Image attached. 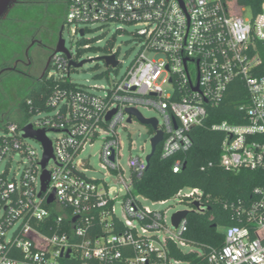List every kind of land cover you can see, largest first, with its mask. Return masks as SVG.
Segmentation results:
<instances>
[{"label":"built area","instance_id":"built-area-1","mask_svg":"<svg viewBox=\"0 0 264 264\" xmlns=\"http://www.w3.org/2000/svg\"><path fill=\"white\" fill-rule=\"evenodd\" d=\"M64 23L73 36L82 31V39L92 27L119 24L116 32L130 34L139 51L107 87L77 85L70 79V70L78 69L70 66L71 61L78 63L75 55L56 53L46 78L67 79L74 86L56 84L46 109L18 108L15 116H2L0 264H264V0L248 5L238 0H69ZM118 53L111 48L105 55L117 61L107 71L118 72ZM235 80L247 92L239 106L243 122L209 127L223 134L219 165L229 172H260L263 182L253 188L248 202H223L235 224L222 227V245L206 255L201 249L190 252L193 262L178 260L169 255V243L181 249L193 245L181 237L186 217L177 227L171 222L182 210L170 215L167 204L187 202L188 213H202L209 196L186 187L189 193L183 188L170 199L155 201L138 193L135 185L147 171L156 131L162 132L156 146L161 145L162 159L186 152L191 130L205 128L208 107L220 106ZM127 109L156 119V129ZM141 109L157 116L147 117ZM133 122L148 128L149 152L144 144L133 154L136 146L128 132ZM28 125L44 131L50 142L51 157L44 167L42 144L25 137ZM98 139L95 170L84 154ZM16 155L21 165L13 170ZM181 165L177 159L173 172ZM44 172L48 180L42 190Z\"/></svg>","mask_w":264,"mask_h":264},{"label":"trees","instance_id":"trees-1","mask_svg":"<svg viewBox=\"0 0 264 264\" xmlns=\"http://www.w3.org/2000/svg\"><path fill=\"white\" fill-rule=\"evenodd\" d=\"M238 3L248 5L250 0H238ZM79 43L83 48L89 45L86 39H81ZM111 48L112 45L109 43L102 49V52L107 54ZM81 50L78 49L76 56L81 54ZM260 55L261 69L264 73V50L261 49ZM72 70L74 69L70 71ZM56 84L60 87L74 86L67 79L54 81L45 76L35 89L29 91L20 100L18 108L23 110L27 108L46 109L45 101ZM246 99L247 92L243 83L239 80L232 82L220 106L208 107L205 128L196 127L191 130V147L186 152L177 153L169 159H162L160 157L161 145H159L150 159L149 168L135 185L138 193L155 201L170 199L180 189L186 187L198 188L209 196L206 211L187 214V229L181 236L187 243L201 249L204 255L209 252L210 248L223 244L224 238L219 228L235 224L231 212L223 208V202H237L238 200L248 202L253 198V188L263 182V174L260 172L224 170L219 165L223 134L209 128L212 124L222 121L242 123L243 118L239 113V106L244 104ZM27 101L30 104H27ZM177 159L182 165L178 172H173L172 167ZM168 253L178 260L194 261L193 253L184 252L174 243H169Z\"/></svg>","mask_w":264,"mask_h":264},{"label":"rangeland","instance_id":"rangeland-1","mask_svg":"<svg viewBox=\"0 0 264 264\" xmlns=\"http://www.w3.org/2000/svg\"><path fill=\"white\" fill-rule=\"evenodd\" d=\"M45 10V7L40 8L39 6H34L31 4L19 5L9 15V19L0 24V38L2 39H0V62L5 61L7 63H11L14 60V57H12L13 54H10L8 52V50H10L9 48H12L13 51H18L24 47V42L22 41L23 39L14 36L12 34V31L18 33L20 32L21 35L22 31L31 23H35V26H38L40 22L44 23L45 19L47 18ZM36 12L39 13L38 18H40V20H38ZM15 14L18 16L17 20L14 18ZM82 27V25L77 26L78 29H81ZM119 27V24H111L110 26L102 27H92V31H89L83 37V39H86L87 44H89V48L84 49L83 46L79 43L82 39L80 34L77 33L75 36H73L71 34V29L67 26H64V29L62 31V39L64 40L65 48L73 55H75V59L77 62L89 60L78 69L71 71L70 79L74 83L86 87H107L114 78H118L123 74L125 68L138 53L139 45L130 34L126 33L120 36L116 32V29ZM126 30L129 31L130 29L126 28ZM3 32L4 34L2 35ZM98 39H100L101 41L96 42V40ZM10 40H16V42H19L21 45L18 47H12ZM109 43H111L113 50L119 49L118 60H120L122 63L117 73L113 71H107L104 60L99 58L106 55V53L102 52V49ZM78 49H82L81 54L76 56ZM150 56L151 55H148L147 57ZM100 72L105 73V77H96V75ZM22 81L23 83H27L25 79L22 80L19 76L11 73L4 75L0 80V120L4 115L15 116L17 114L20 100L29 92L26 91L24 93L18 94L20 91V87L22 86L19 84H23L20 83ZM97 94L102 95L103 92L98 90ZM141 112L147 117L157 116L155 113H148L143 109H141ZM147 129L148 128L146 126L140 124L139 122H133L129 126L128 132L132 140L135 142L136 146V151H134L133 154L140 153L139 148L144 144L145 151H150V146L147 142ZM50 137L56 136L50 135ZM127 138V132L123 131L122 139L126 144L128 141ZM28 143L39 151L38 144L31 140H28ZM100 145L101 142L98 139L94 142L93 147L87 149L86 153L84 154L85 156H89L90 165L95 170L98 169L97 153L100 149ZM127 155L128 152L126 151L125 156ZM19 164L21 165L20 157L16 155L12 159L11 168L14 170L18 167ZM184 193H189V188H185ZM167 206L171 207V210L169 212L170 215L175 211H188L191 208L190 204H188L187 202L179 203L178 200H170ZM219 230L223 231L224 229L220 227ZM182 250L184 252H201L200 249L195 246H189L187 248H183Z\"/></svg>","mask_w":264,"mask_h":264},{"label":"flooded vegetation","instance_id":"flooded-vegetation-1","mask_svg":"<svg viewBox=\"0 0 264 264\" xmlns=\"http://www.w3.org/2000/svg\"><path fill=\"white\" fill-rule=\"evenodd\" d=\"M68 1L69 0H17L16 4L9 11L6 19L0 22L1 24L7 21L9 15L19 5L31 4L39 6L40 8H46L45 14L47 18L44 23L40 22L38 26H35V23H31L22 31L21 35L20 32L12 31L14 36L23 39L24 47L18 51H13L12 48H9L10 50H8V52L13 54L12 57H14V60L11 63L5 61L0 62V80L4 75L11 73L27 81V83H23V81L20 82L23 84H19L22 86L18 94L31 91L46 76L47 71L45 72V68L47 64L48 68L50 67L51 59L54 56L53 51L59 38L62 37ZM36 16L37 18L39 17L38 12H36ZM14 18L17 20L18 16L15 14ZM38 20H40V18H38ZM3 34L4 32L2 35ZM10 42L12 47L21 45L19 42H16V40H10Z\"/></svg>","mask_w":264,"mask_h":264},{"label":"water","instance_id":"water-1","mask_svg":"<svg viewBox=\"0 0 264 264\" xmlns=\"http://www.w3.org/2000/svg\"><path fill=\"white\" fill-rule=\"evenodd\" d=\"M17 0H0V22L5 20L9 11L12 9V7L16 4ZM83 32L80 31V35H82ZM56 53H61L64 54L67 58L70 57V54L68 50L64 46V40L62 37L59 38L58 43L53 51V54ZM100 59L104 60L106 66H111V67H116L117 66V61L115 60L114 56H103L99 57ZM89 60H83L81 62L75 63L73 61L70 62V66L73 68H79L81 67L85 62ZM48 69V64L45 68V72ZM127 112L130 115H134L142 124L150 125L154 129H156L157 126V121L156 119H144L142 116L134 109H127ZM130 121V120H128ZM25 131V137H30L33 138L37 141H39L43 148H44V155H43V161H42V166L44 167L48 161V159L51 157V145L49 140L45 137L44 131H32L31 127L28 125L24 128ZM162 140V132L161 131H156V135L152 138L151 140V153L147 156V169L149 168V162L151 157L153 156L156 146L158 143ZM48 180V175L46 172H44L42 176V190L45 189L46 182ZM51 201V199L48 200V203ZM188 214V211H179L175 214L172 215L171 222L173 227H177L179 222L184 219Z\"/></svg>","mask_w":264,"mask_h":264}]
</instances>
